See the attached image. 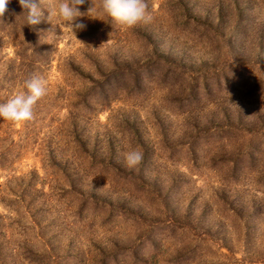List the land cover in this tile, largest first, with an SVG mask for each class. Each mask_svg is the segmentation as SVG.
Listing matches in <instances>:
<instances>
[{"label": "rangeland", "instance_id": "374dc122", "mask_svg": "<svg viewBox=\"0 0 264 264\" xmlns=\"http://www.w3.org/2000/svg\"><path fill=\"white\" fill-rule=\"evenodd\" d=\"M146 3L0 17V102L46 82L0 118V264H264V0Z\"/></svg>", "mask_w": 264, "mask_h": 264}, {"label": "clouds", "instance_id": "9594fccd", "mask_svg": "<svg viewBox=\"0 0 264 264\" xmlns=\"http://www.w3.org/2000/svg\"><path fill=\"white\" fill-rule=\"evenodd\" d=\"M84 2L85 0H39L37 3L36 0H18L23 9L22 25L31 26L40 23L44 15L42 9H46L49 20L50 14L58 16L59 22L63 23L67 31L75 36L76 31L86 28L82 21L77 20L84 15L77 6ZM9 3L10 0H0V17L8 10ZM99 6L109 17L129 27L139 22H150L152 19L147 11L146 0H100ZM92 7L88 9L87 15L97 18L90 14ZM24 87L26 91L18 92L6 102H0V118L12 122H24L34 118L33 107L46 95V82L39 76H32L24 81ZM125 160L128 167H135L142 161V153L136 150L129 151Z\"/></svg>", "mask_w": 264, "mask_h": 264}]
</instances>
